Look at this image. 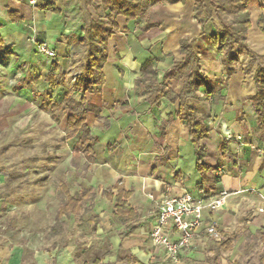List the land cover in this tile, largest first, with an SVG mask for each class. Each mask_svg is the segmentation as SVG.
Returning a JSON list of instances; mask_svg holds the SVG:
<instances>
[{"label": "crops", "instance_id": "crops-1", "mask_svg": "<svg viewBox=\"0 0 264 264\" xmlns=\"http://www.w3.org/2000/svg\"><path fill=\"white\" fill-rule=\"evenodd\" d=\"M47 4L55 6L58 12L47 8ZM95 4L100 5L101 0H95ZM150 13L151 22L156 25L152 28H147L144 21L117 17V30L110 40L109 58L102 71L104 83L92 86L93 92H88L89 48L82 44V40L87 36L90 21L100 19V12L87 6L85 0H0V132L21 130L33 115L42 110L46 99L53 97L57 101L56 108L67 115L66 138L75 143L72 167H79L85 155L95 159L97 146H102L105 152L97 167L96 178L103 183L109 182L111 187L97 192H101L107 201L114 202V208L115 201L109 200L106 192L116 194L113 187L120 182L131 193L128 204L138 216L123 222L115 216V210L114 217L127 230L114 236L115 261L104 262L113 254L96 258L103 259V264H129L128 257H135L143 264H165L164 252L144 237L148 230L149 235L151 233L161 198L184 190L205 200L218 198L224 192L228 194L221 210L205 211L204 222L206 225L215 224L234 244L235 239L243 243L248 234L254 236L264 229V138L258 129L253 107L250 112L228 107L229 93L225 94L224 103L213 105L216 110H211L210 116L216 111L218 119L213 124L216 128L213 131L209 128L210 134L202 143V150L204 162L218 166L217 171L222 170L223 174L213 194H200L201 177L196 171V154L187 127L178 118L179 105L162 100L160 106H152L146 101V95L139 92L137 80L142 66L155 58L158 60V78L162 81L165 71L182 60H176L175 64L167 62V57L173 54L180 56V41L197 38L203 31L194 16V2L191 0L185 4L154 5ZM261 15L264 16V11ZM251 23L253 28L252 20ZM41 43H47L55 57L40 54L37 45ZM166 63L168 66L161 69ZM78 70L86 73V81L81 90L74 92L71 91L72 79L70 84L65 79L71 78V74ZM14 81L19 83L15 90L11 85ZM173 83L169 85L171 89ZM173 91L179 93L181 89ZM66 95L75 102L84 101L85 109H93L88 112L86 120L92 151L81 147L78 157H75L74 150L84 142V135L80 132L75 137H68V118L72 112L64 108ZM12 101H15L13 105ZM197 103L209 102H194L195 108ZM237 111L241 112L238 114ZM91 116L95 119L92 125ZM163 123H168L165 136L161 130ZM225 139L230 141L232 159L222 158L219 145ZM115 144L118 148L111 151L110 147ZM214 175L218 176L217 172ZM6 178L7 175L0 172V188H6ZM62 184L68 187L71 195L79 196L85 190L96 193L90 188L74 194L68 184L62 182L59 185L62 197ZM4 201V197H0V206ZM94 201L92 206L91 203L86 205L88 211L63 218H77L90 212L95 207ZM94 218L100 221L99 215H95L88 222L96 225ZM207 236L202 229L195 248L203 247ZM124 251L126 255H122ZM27 253L23 245L14 244L7 235L0 234V264H38V250ZM187 253L183 252L182 257Z\"/></svg>", "mask_w": 264, "mask_h": 264}, {"label": "rangeland", "instance_id": "rangeland-1", "mask_svg": "<svg viewBox=\"0 0 264 264\" xmlns=\"http://www.w3.org/2000/svg\"><path fill=\"white\" fill-rule=\"evenodd\" d=\"M211 11L212 18L206 24V35L193 39L202 69L213 79L217 89L230 94L231 102H227L228 107L235 106L239 108L238 110L246 109L250 112L252 105L249 97L254 93L253 73L250 75L243 73L248 59L241 57V63L234 67V74L228 76L221 66V54L208 37L212 34L217 35L219 30L224 29L225 25L230 23L231 17L229 15L221 17L217 9ZM262 11L264 0H256L251 6V20L254 26L248 31L247 43L255 53L264 57V35L259 33L256 26V19ZM194 16L196 20L200 18L206 20L203 11ZM179 55L178 57L177 53L176 56L173 54L167 57L168 64L177 63L182 58L180 53ZM261 64L264 65V60ZM164 66H168L167 63L162 65L161 69ZM71 79L73 84L71 91H79L85 84L86 73L82 70L75 71L71 78L65 79V82L68 81L70 84ZM11 85L15 90L19 83L14 81ZM172 89L179 92L181 83L174 82ZM13 103L15 101L11 102L12 105ZM56 104L57 101L53 97L47 98L41 107L42 110L33 115L24 128L10 133L0 132V172L7 175L6 188L4 186L0 188V197L5 199L0 206V234L7 235L14 244L23 245L28 253L37 249L38 264L92 263L96 258H103L107 254L113 256L105 258V263L115 261L114 236L126 231L127 228L114 217V202L107 201L101 192H97L98 189L108 190L111 187L109 182L103 183L96 178V170L100 161L102 162L100 159L105 148L97 146L95 159L85 155L79 167L73 168L71 156L75 143L66 138L67 115L57 109ZM196 108L198 113L206 118L209 128L215 130L213 124L218 116L216 111L210 116V111L214 109L213 105L197 103ZM171 109L175 110L173 107ZM237 112L239 114L241 111ZM243 117L245 118V114ZM94 121V117L91 116L90 125ZM84 161H89L90 164H85ZM62 182L67 183L74 194H79L82 189L94 188L97 197L93 210L77 218H63L61 224L56 227L57 211L63 202L59 192V185ZM95 215H99L100 221L96 225L90 224L88 221ZM145 236L143 237L150 239L149 230ZM263 251L264 247L259 240L245 239L240 243L235 239L232 251L218 255L207 236L203 247H194L183 257L181 254L180 262L211 264L209 259L218 257L222 260L221 264L233 262L260 264ZM126 254L124 251L122 255Z\"/></svg>", "mask_w": 264, "mask_h": 264}, {"label": "trees", "instance_id": "trees-1", "mask_svg": "<svg viewBox=\"0 0 264 264\" xmlns=\"http://www.w3.org/2000/svg\"><path fill=\"white\" fill-rule=\"evenodd\" d=\"M189 0H101L100 5L95 4V0H85L89 7H93L96 12H100L99 20H91L87 30V36L82 40L84 46H88V83L86 91L93 92L92 86L103 85V68L109 58V43L117 30L116 19L119 16L125 17L128 21H144L147 28L155 27L151 22L150 13L154 5H176L185 4ZM194 2V13L203 11L206 20L197 19L202 28V35L207 32V22L211 21L212 9H217L222 17L230 16V23L225 25L224 29L218 31V34H212L208 37L212 45L222 56V65L228 76L234 74V67L241 63V57L248 59L246 68L243 69L245 75L253 73L254 94L249 97L251 105L256 113V119L264 138V65L261 61L263 56L255 53L247 43L248 31L252 28L251 6L256 0H191ZM54 12L58 9L51 4L46 5ZM103 13L105 15H103ZM106 20L104 22L103 20ZM257 28L264 34V16L261 15L256 22ZM180 54L182 60L165 71L163 80L158 78L157 63L158 60L151 58L141 68V76L137 80V87L141 94L146 95V101L152 106H160L161 101L165 100L172 105H179L178 118L187 127L188 136L196 154V171L201 177V190L204 193L213 194L217 185L221 181V175H214L219 169L218 166H210L204 162V153L202 143L208 139L210 129L206 118L198 113L194 102H209L211 105L218 106L225 102L226 95L222 89H217L213 80L202 70L201 59L196 51L195 43L190 39L180 41ZM51 80V79H50ZM171 82H181L182 88L179 93H175L170 87ZM64 108L72 113L68 118L69 138L75 137L82 132L84 142L75 147V157L81 152V147H86L92 151L88 141L89 131L86 125L88 112L93 111L91 107L84 108V101L75 102L68 95L65 96ZM168 123L161 126L162 136H165V129ZM118 144L110 147L115 151ZM219 149L224 159H232L230 141L223 140ZM116 194L106 192L109 200L115 201V216L118 220L127 222L137 218V212L128 204L131 193L127 192L119 182L114 187ZM64 201L57 215L56 227L60 225V219L70 217L71 215H80L82 211L87 210L86 205L90 202L91 206L96 198L93 190H85L79 196L71 195L65 184L60 186ZM93 221L98 223V219ZM259 240L264 247V229L257 232L256 235H247L246 240ZM215 251L218 255L222 252L232 251L235 244L227 238L221 243H215ZM119 259H117L118 261ZM128 263L143 264L135 257H128ZM211 264H221L222 260L218 257L209 259ZM260 264H264V251L260 257ZM88 264V263H85ZM92 264H103V259H95ZM114 264V263H109ZM238 264V262L228 263Z\"/></svg>", "mask_w": 264, "mask_h": 264}, {"label": "built area", "instance_id": "built-area-1", "mask_svg": "<svg viewBox=\"0 0 264 264\" xmlns=\"http://www.w3.org/2000/svg\"><path fill=\"white\" fill-rule=\"evenodd\" d=\"M40 54L55 57L47 43L37 45ZM223 174L222 170L217 171ZM203 191L200 194L203 195ZM228 194L221 193L218 198L205 200L195 197L184 190L177 195H164L158 204V214L152 225L150 240L154 247L164 252L165 262L179 264L183 252H189L197 244V236L205 229L209 239L214 243L226 240L215 224H205V211L215 212L226 205Z\"/></svg>", "mask_w": 264, "mask_h": 264}]
</instances>
